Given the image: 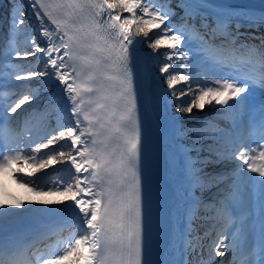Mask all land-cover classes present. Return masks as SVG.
<instances>
[{"label": "snow or ice", "instance_id": "obj_1", "mask_svg": "<svg viewBox=\"0 0 264 264\" xmlns=\"http://www.w3.org/2000/svg\"><path fill=\"white\" fill-rule=\"evenodd\" d=\"M11 2L7 32L0 31V124L37 99L41 89L33 83L56 86L67 123L30 137L24 145L0 133V175L10 176L37 196L60 198L0 204V264H29L13 237L5 236L20 215L15 209L70 213L75 218L64 223L76 231L66 239L58 238L51 251L37 255V264H157L151 258L142 175V88L135 46L146 43L151 55L163 57L159 73L167 84L164 95L174 98L166 105L175 103L183 113L208 105L225 113L220 118L232 120L235 126L236 121L253 117L257 90L264 94V37L259 38L260 45H250L241 40L244 34L239 30L264 24V14L256 17L245 9L224 7L209 11V0ZM176 17L179 20L173 23ZM13 59L26 63H13ZM4 60L9 61V78L23 82L13 85L8 95L3 93ZM181 83L185 87L179 88ZM189 96L190 100L183 99ZM258 111L262 118L258 124L254 119L251 123L264 141V105ZM193 131L195 143L202 137L215 143L207 146L210 158L193 160L185 155L187 175L194 182L181 186L175 207L177 222L181 218L184 222L172 240L173 248L182 252L179 264H187L184 253L191 254L195 264H217L216 258L229 252L232 257L219 264H264V142L218 137L210 121ZM173 133L174 139L186 135L176 124ZM194 150L199 154L204 149ZM197 162L234 167L230 174L205 173V182L199 176L203 169L192 168ZM57 164L66 166L67 179L57 173L44 180L47 170ZM228 179H232L229 193L219 206L203 205L201 234L192 226L201 201L195 198L192 206L183 208L181 204L193 198L195 187L210 190ZM255 192L259 193L261 239L252 246L249 240L257 226L252 211ZM245 245L247 254L241 259Z\"/></svg>", "mask_w": 264, "mask_h": 264}, {"label": "bare ground", "instance_id": "obj_2", "mask_svg": "<svg viewBox=\"0 0 264 264\" xmlns=\"http://www.w3.org/2000/svg\"><path fill=\"white\" fill-rule=\"evenodd\" d=\"M109 2H112V0H109ZM174 4H175V0H174ZM11 6H12L11 0H0V31H2L3 29L2 26L5 25L4 14H6V12L7 13L9 12V8ZM24 7L25 10L27 11L28 5L26 3ZM217 7L245 9L253 13L256 17H259L262 14H264V0H209V4L207 5V9L209 11ZM176 11H180V10L176 9ZM120 14L123 16L124 13H120ZM178 20L179 19H176L175 21L177 22ZM197 24H199V20H197ZM5 28L7 29V25H5ZM239 31L244 34L243 37L241 38V40L244 43L250 45L253 44L260 45L259 38L264 37V24H258L254 27L244 26L241 27ZM253 36L257 37V39L255 40L249 39L250 37ZM137 39H139V37ZM38 43H42L39 37H38ZM152 53L153 50L149 48L146 45V43H138L135 46L134 59L139 75V82L142 88L143 97L145 99L146 107L149 112L151 127L158 139V144H159L158 160L164 180L167 206L170 214L169 235H168L166 248L163 251V261L174 260L177 262V264H179V262L182 259V252L177 251L173 248L172 240L174 236H176L182 231V229L184 228V222H183V218H181V222L179 223L177 222L175 207L180 199L179 192L181 186L182 185L186 186L188 183L194 182L187 175V170L184 164L185 155L191 157L193 160H197L198 159L196 157L197 151H195L194 149L201 148V145L199 144H190L188 142L186 138L187 131L184 129V125L190 123L199 114L198 113L196 114V110H193L192 113H182V112L174 111L175 103L166 105V100L172 101L174 100V98L171 97V95H168L167 97H165L164 95L163 90L167 88V85L164 84L165 81L162 78V74H160L159 71H157L156 60H155L156 55L155 56L151 55ZM242 54L247 55V53H242ZM205 55H210V53H205ZM12 62L26 63L25 61H14V60ZM30 62L35 64V58H31ZM8 73H9L8 71L4 72V79L2 81L3 93L5 95H8L10 91L13 90V85H15L9 83ZM41 85L49 86L51 88V91H46L47 93L45 94V96L42 98L41 101L42 105L40 106L37 104L36 106H40V107H38L36 109V112L32 114L30 120L31 123L30 129L32 131L31 136L34 138L43 135L47 131H50L52 128L56 127L58 123L63 124L67 121L66 114L64 112L63 97L58 94L59 90L56 88L55 85H48V84H41ZM254 97L252 102L255 101ZM148 101H152V103H149ZM261 101L262 104L256 103V105H254L255 110L253 117L245 118V122L247 121V124L245 126L246 131L243 134V136L247 137V134L250 132L251 133L250 135L253 138L252 140H255V138L258 137V135L254 134L255 132L258 133V131L255 129L256 128L255 126L253 127L251 125L252 124L251 122L254 119L255 123L258 124V119L262 118L258 111L259 107L261 105H264V100L261 99ZM7 102L8 101L6 100L5 105L7 104ZM54 105L57 106L56 109L52 108ZM61 106H63L62 109ZM24 110L25 109H23L22 111ZM48 110H52V113L48 114L47 113ZM21 112L17 111V113L11 114V119L7 122L9 125H11L12 128L8 129L7 136L9 135H11L12 137L17 136V133H15L14 128H16V126L20 123V121H23L21 120L22 117ZM177 117L179 118L178 123H176L175 121V118ZM49 122L51 123L50 125L47 126V123ZM174 124H176V127H178L181 132L186 133V135L174 139L173 138ZM43 126L44 127L46 126L47 129L43 128ZM4 132L6 131L4 130ZM187 149H193V150L186 151ZM197 163H194L192 165L193 170L198 169L195 166ZM229 167L230 166H223L222 168H219L217 170L225 173L228 171ZM56 168H59L60 170L61 169L66 170V166L64 164H59L58 167ZM205 173H206L205 171H202L201 173H199V176L202 177L205 175ZM5 177L6 179H10V180L12 179L8 175H6ZM228 183L229 181H227V184ZM199 188L200 187L198 186L194 188L193 198L189 199L187 204H183V203L181 204L182 208L192 206L194 203V199L199 198L201 203L199 205L198 211L196 212V218L200 217L199 213L203 211L202 208L205 200L216 198V196H218L219 194L222 196V197H218L219 201L225 198L224 195L225 191L219 192L216 189L208 192L206 195L201 196L198 193ZM258 196L259 193L256 194V196H254V199H257ZM252 211L254 213V219L256 220V225H257L256 230L253 234H260L259 224H258V218H259L258 200H253ZM196 218L193 219L192 221V226L194 228L198 227L196 226L197 224V222L195 221ZM65 219L74 220L75 218L70 213H58V214L49 215V214H40L35 210L28 212L22 211L20 215L17 217L16 223L12 226L15 229L21 231L28 228L29 226H34L36 230L47 233L38 239H35L36 237L35 234L33 236L31 235V237L29 238V242L26 243V246L28 247L30 245V249L33 250L32 252L34 253L35 264L37 263L35 257L42 253L46 254L47 252L51 251L52 248L56 245L58 238L66 239L69 235H71L73 232L76 231L75 226L68 227L65 225L64 223ZM53 233H59V237ZM49 243L51 244V247L47 248V245ZM23 246H25V244H23ZM23 248L24 247H22L21 249ZM246 254L247 251L240 258L242 259ZM230 256L232 257V255L228 254L226 256L216 258L217 264H219V262L222 260L227 261L228 259L231 258ZM184 257L186 258L187 264H192L191 254L184 253Z\"/></svg>", "mask_w": 264, "mask_h": 264}, {"label": "rangeland", "instance_id": "obj_3", "mask_svg": "<svg viewBox=\"0 0 264 264\" xmlns=\"http://www.w3.org/2000/svg\"><path fill=\"white\" fill-rule=\"evenodd\" d=\"M11 7L9 8V12H10ZM9 12L8 13L6 12V14H4V23H5V25H7V29H8ZM177 12H179V11H177ZM126 15H128V14L127 13L123 14V16H126ZM175 20H176V18L173 20V23H176ZM5 25L2 26L3 27L2 31L6 33L7 29L5 28ZM37 42H38V37H37ZM193 43L196 44L197 42L193 41ZM5 51H7V49H5ZM159 51H164V50L161 49ZM162 59H163V57L159 56V53H157L156 54V58H155L157 71H159V67L161 66L159 61L162 60ZM13 60L14 61H20V60H15V59H13ZM5 63H6L5 68H7V65H8L9 61L8 60H4V64ZM20 64H24V63H20ZM32 64H34V63H32ZM6 71H8V70H6ZM8 76H9V73H8ZM8 81L11 84H21V83H23V82L11 80L10 78H9ZM164 84L167 85L166 82H164ZM46 86L47 85L44 86V85H41V84L33 83V87H39L41 89V92H40L39 96L37 97V99L33 100L30 104L25 105L23 107V109H25L24 111L18 110L19 112L22 111L21 112V115H22L21 120H23V121H20V123L16 126V128H14L15 133H17L16 137H19V134H20L21 130L24 129L26 121H30L31 117H32V114H34L36 112V109L42 105V102H41L42 98L47 93L46 91H44V89L45 88H49V86H47V87ZM178 87L179 88H183L185 86H184L183 83H181L180 85H178ZM193 87H195V85H193ZM261 94L262 93L259 90H257V92L254 95L255 96L254 97L255 101L253 102V104L255 103L254 105H256V103L262 104L261 99L264 100V97H263L264 94H262V95ZM183 99L190 100L191 97H184ZM37 104L40 105V106H36ZM216 107L219 108V106H216ZM52 108L56 109L57 106L54 105ZM193 110H196V114L198 113L199 115H197V117H195L194 120H192L190 123L185 124L184 125V129L187 131V135H186L187 137L186 138H187L188 142L190 144H199V145H201V148L204 149L203 151H200L199 154L196 152V157L198 158V160H204L206 158H210L206 149H207V146L209 144L215 143L213 140H211V139H209L207 137H202V138H200L199 143H195L196 135H195V132L193 130L194 129H203V127H204L206 122L210 121L212 125L216 126L215 135H217L218 137H225V138H228L229 136L231 138H235L237 136L244 137L243 136V134H244L243 125L247 123V121L245 122V119H244L243 123H241L240 121H236L235 122V126H234V122L232 120H230V119H221L220 118V117L224 116L225 113L219 112V111H215L214 109H212L208 105H206L203 110H199V109H195V108ZM174 111H178L176 106H175ZM47 113L51 114L52 110H48ZM9 120L10 119H6V121H9ZM50 123L51 122L47 123V126L50 125ZM65 123H67V121ZM251 125L254 127L253 124H251ZM43 128L47 129L46 126L45 127L43 126ZM33 129H35V128H33ZM252 130H253V128H252ZM252 130H251V132H252ZM250 134L251 133L249 132L247 134V137H244V138L252 140L253 138H252V136ZM30 137L34 138L32 136H30ZM30 137L28 136V139ZM253 141H255L257 143L261 142L259 140V136L256 137L255 140H253ZM216 146H219V145L217 144ZM58 165L59 164H57L54 167V169L50 168V169L47 170V171H49V176L44 177V180H48L49 177L55 176L57 173L63 175L64 178L67 179L66 170H63V169L60 170L59 168H56V167H58ZM195 166L197 168H202L203 171H205L206 173L216 174V173H224V172L218 171L217 169L222 168L225 165L224 164H208V165H204V164H201V163L198 162ZM227 166H230V167H229L228 171L225 172V174H230L231 170H232V168L234 166L233 165H227ZM5 176L6 175H0V185H2V189H0V193L1 192H5L4 190L11 192L14 195L13 197H16L15 198L17 200L16 202H18L20 200L28 202V201H39V200L43 199L41 196H37L34 193L28 192L25 188H23L19 184H17L14 179L13 180L12 179L11 180L10 179H6ZM201 178H203L205 180V182H206L207 177L205 175L202 176ZM227 181H229L228 184H227ZM43 182L44 181H41V183H43ZM231 183H232V179H228L224 183L220 184L218 187L217 186L211 187L210 190L208 188H204V189L199 188L198 193H199V195L203 196V195H206L208 192L213 191L214 189H216L219 192L225 191V193L224 192L223 193L226 196L229 193V185ZM256 194H258V192L254 193L253 200H257V199H254V196H256ZM218 197H222V196L219 194L218 196H216V198L207 199V200L204 201L203 205L206 204V203H213L214 202V203L217 204V206H219ZM56 199H60V198L58 197ZM202 210L203 211L201 213H199L200 217L204 215V209L202 208ZM14 211H16L18 213L22 212V210H20V209H16ZM195 221L197 222L196 226H198L196 228L202 234L204 229L202 227H200V225L203 223V221L200 218H196ZM193 235H195V233ZM244 252H245V246L241 250V256L243 255ZM228 254L232 255L231 252H229ZM205 256H207V251L206 250H205ZM191 261H192V264H195L193 256H192V260Z\"/></svg>", "mask_w": 264, "mask_h": 264}, {"label": "trees", "instance_id": "obj_4", "mask_svg": "<svg viewBox=\"0 0 264 264\" xmlns=\"http://www.w3.org/2000/svg\"><path fill=\"white\" fill-rule=\"evenodd\" d=\"M14 195L6 191L4 193H0V204H6V205H15L17 200L15 199L16 197H13ZM43 199H51V200H56L55 196H42ZM16 210V209H15Z\"/></svg>", "mask_w": 264, "mask_h": 264}]
</instances>
